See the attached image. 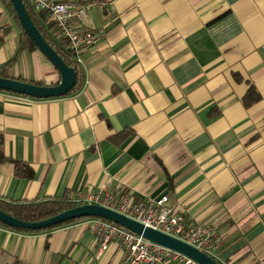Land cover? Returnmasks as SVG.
<instances>
[{
    "label": "crops",
    "instance_id": "obj_1",
    "mask_svg": "<svg viewBox=\"0 0 264 264\" xmlns=\"http://www.w3.org/2000/svg\"><path fill=\"white\" fill-rule=\"evenodd\" d=\"M77 1L99 36L80 53L79 86L52 98L0 90V200L102 184L132 201L166 195L211 231L220 264H264V0ZM19 36L0 0V65ZM8 74L60 80L38 49ZM90 221L0 225V264H130L117 241L100 250Z\"/></svg>",
    "mask_w": 264,
    "mask_h": 264
},
{
    "label": "built area",
    "instance_id": "obj_2",
    "mask_svg": "<svg viewBox=\"0 0 264 264\" xmlns=\"http://www.w3.org/2000/svg\"><path fill=\"white\" fill-rule=\"evenodd\" d=\"M35 12H44L54 24L57 38L67 43L75 61L80 63V53L99 39L97 32L87 25L91 4L77 0H23ZM77 204L93 203L108 207L147 226L177 237L212 255L211 231L189 224L184 215L166 205L167 196L132 201L127 196H116L108 185L96 190L88 189L76 196L66 197ZM91 228L105 250L117 241L127 253L130 264H200L179 252L156 245L124 227L100 218H91Z\"/></svg>",
    "mask_w": 264,
    "mask_h": 264
},
{
    "label": "water",
    "instance_id": "obj_3",
    "mask_svg": "<svg viewBox=\"0 0 264 264\" xmlns=\"http://www.w3.org/2000/svg\"><path fill=\"white\" fill-rule=\"evenodd\" d=\"M9 1L21 28L36 45L37 49L55 67L60 75V80L57 84L52 85L32 83L15 77L0 76V90L33 98H52L67 95L76 85L74 68L67 65L56 50L45 40L37 26L33 23L23 0ZM82 217H96L111 221L151 243L179 252L200 264H220L214 257L197 247L102 205L93 203L77 204L48 218L37 221L21 220L0 209V221L2 223L13 228L28 230L48 228L71 219Z\"/></svg>",
    "mask_w": 264,
    "mask_h": 264
},
{
    "label": "trees",
    "instance_id": "obj_4",
    "mask_svg": "<svg viewBox=\"0 0 264 264\" xmlns=\"http://www.w3.org/2000/svg\"><path fill=\"white\" fill-rule=\"evenodd\" d=\"M104 1H110V0H104ZM4 4L6 5L7 9L9 10V13L12 16L14 25L19 31V46L17 49L16 54L14 57L10 60H8L6 63L0 65V76L2 77H10L8 74L9 67L14 63L16 60L17 55H19L22 51L28 49V50H36V45L30 40V38L27 36V34L23 31V29L20 26V23L16 17L15 11L12 8V5L9 0H3ZM24 5L26 7L27 12L29 13L33 23L37 26L40 33L43 35L45 40L56 50V52L60 55L62 60L69 66L74 68V71L76 73V85L74 88L70 91H74L78 86L82 79V70L80 64L75 61L73 54L67 47V43L60 38H57L55 30H54V24L52 21L49 20L48 15L44 12H35L31 6H29L26 2H24ZM20 80H25L23 78H18ZM32 83H38L39 82H33ZM10 92V91H8ZM69 92V93H70ZM13 93V92H11ZM17 94V93H14ZM25 96V95H23ZM27 97V96H26ZM4 160V155L1 152L0 149V162ZM16 166V172L18 174H22L19 170V165L15 164ZM76 203L69 201L66 197L61 198H46V199H37L33 201H4L0 200V209H2L4 212L15 216L21 220L25 221H37L41 219L48 218L60 211H63L65 209L71 208L75 206ZM96 217H82V218H76L71 219L59 224H56L54 226L43 228V229H36V230H28V229H18L13 228L10 226L5 225L0 221V225L4 226L6 228L21 231V232H29V233H39L43 231H49L55 228H58L62 225L70 224L79 220L84 219H91ZM12 264H20L18 261H14Z\"/></svg>",
    "mask_w": 264,
    "mask_h": 264
}]
</instances>
